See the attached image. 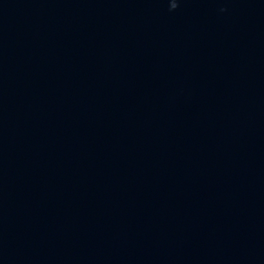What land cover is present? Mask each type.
Masks as SVG:
<instances>
[{
    "label": "water",
    "instance_id": "1",
    "mask_svg": "<svg viewBox=\"0 0 264 264\" xmlns=\"http://www.w3.org/2000/svg\"><path fill=\"white\" fill-rule=\"evenodd\" d=\"M0 264H264V0H0Z\"/></svg>",
    "mask_w": 264,
    "mask_h": 264
}]
</instances>
